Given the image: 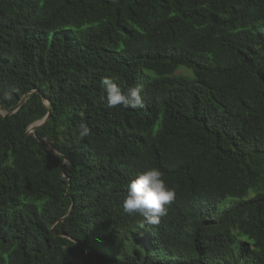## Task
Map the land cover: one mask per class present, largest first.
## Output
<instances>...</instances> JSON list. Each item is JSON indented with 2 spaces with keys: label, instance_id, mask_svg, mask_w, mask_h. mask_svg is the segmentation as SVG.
Wrapping results in <instances>:
<instances>
[{
  "label": "trees",
  "instance_id": "16d2710c",
  "mask_svg": "<svg viewBox=\"0 0 264 264\" xmlns=\"http://www.w3.org/2000/svg\"><path fill=\"white\" fill-rule=\"evenodd\" d=\"M105 77L143 107L109 108ZM25 94L0 264H264V0H0V110ZM151 168L176 193L158 225L123 209Z\"/></svg>",
  "mask_w": 264,
  "mask_h": 264
},
{
  "label": "clouds",
  "instance_id": "9594fccd",
  "mask_svg": "<svg viewBox=\"0 0 264 264\" xmlns=\"http://www.w3.org/2000/svg\"><path fill=\"white\" fill-rule=\"evenodd\" d=\"M101 84L106 92L109 108L120 105L143 107L144 100L140 95L142 85L131 87L124 93L110 78H102ZM78 131L80 137H86L90 130L84 123H80ZM162 177L163 173L160 170L151 168L131 180L123 200L124 211L129 214L139 213L148 224L158 225L160 219L167 215L168 206L176 197L175 189L169 188Z\"/></svg>",
  "mask_w": 264,
  "mask_h": 264
},
{
  "label": "water",
  "instance_id": "95a60500",
  "mask_svg": "<svg viewBox=\"0 0 264 264\" xmlns=\"http://www.w3.org/2000/svg\"><path fill=\"white\" fill-rule=\"evenodd\" d=\"M32 92H34V91H31L30 93H32ZM29 93V94H30ZM26 97H27V94H25L23 97H22V99L20 100V102L18 103V105H17V107L13 110V111H11V112H7V113H4V112H2L1 110H0V115L2 116V117H5V116H7V115H10L11 113H14L24 102H25V100H26ZM41 98H42V102H43V104L46 106L47 105V103H46V100H45V98H44V96L43 95H41ZM46 120H47V116L45 117V118H43L42 120H39V121H36L35 123H33L28 129H27V131H26V134L27 135H29V134H34V130L37 128V127H40L41 125H43L45 122H46ZM44 146H45V148L48 150V151H50L51 153H53V154H56V152L54 151V150H52L51 148H50V146L47 144V143H44ZM64 164H68V161L66 160V159H64Z\"/></svg>",
  "mask_w": 264,
  "mask_h": 264
},
{
  "label": "rangeland",
  "instance_id": "374dc122",
  "mask_svg": "<svg viewBox=\"0 0 264 264\" xmlns=\"http://www.w3.org/2000/svg\"><path fill=\"white\" fill-rule=\"evenodd\" d=\"M176 74L178 75H185L188 76L190 75L189 72H187L184 69H178ZM236 200L233 198H228L225 201H223L222 203H220L219 205V212H222L223 210H225L227 207H229L231 204H233Z\"/></svg>",
  "mask_w": 264,
  "mask_h": 264
}]
</instances>
